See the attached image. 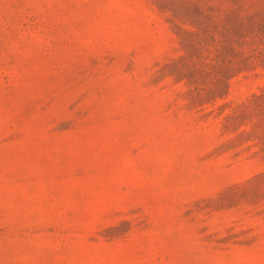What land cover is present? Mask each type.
I'll return each instance as SVG.
<instances>
[{"label": "rangeland", "instance_id": "rangeland-1", "mask_svg": "<svg viewBox=\"0 0 264 264\" xmlns=\"http://www.w3.org/2000/svg\"><path fill=\"white\" fill-rule=\"evenodd\" d=\"M0 264H264V0H0Z\"/></svg>", "mask_w": 264, "mask_h": 264}]
</instances>
